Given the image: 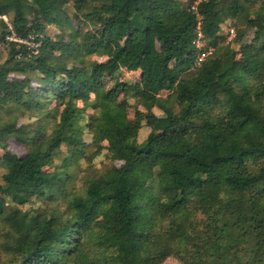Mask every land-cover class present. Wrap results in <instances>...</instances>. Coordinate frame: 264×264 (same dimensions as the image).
<instances>
[{"label": "trees", "instance_id": "1", "mask_svg": "<svg viewBox=\"0 0 264 264\" xmlns=\"http://www.w3.org/2000/svg\"><path fill=\"white\" fill-rule=\"evenodd\" d=\"M194 1L72 0L70 11V0H0V112L53 100L59 114L50 133L0 116V264H264V0L201 1L213 50L198 65ZM241 17L236 40L247 28L253 37L236 49L221 31ZM122 69L139 79L120 80ZM129 97L145 110L131 117ZM85 127L120 163L69 216L20 207L62 188L61 171L46 168L63 144L80 155ZM11 136L32 142L24 156Z\"/></svg>", "mask_w": 264, "mask_h": 264}, {"label": "rangeland", "instance_id": "2", "mask_svg": "<svg viewBox=\"0 0 264 264\" xmlns=\"http://www.w3.org/2000/svg\"><path fill=\"white\" fill-rule=\"evenodd\" d=\"M184 4H189L191 0H181ZM227 1V0H226ZM256 5L261 0H255ZM70 11H72V0H70ZM7 16V15H6ZM9 21V18L7 16ZM84 29H88L89 25H83ZM235 29V35L231 37L230 29ZM238 29H245V23L243 18H227L226 21L223 23L221 33L224 35V43L231 42L234 48L238 49L242 42H248L253 37V29H246V34L243 39L238 41L236 40V35L238 33ZM237 30V31H236ZM47 32L52 35L53 37H61L64 35L65 30L55 27L53 25H49L47 28ZM1 38V37H0ZM31 47H34V41H28ZM0 51L4 53V45L2 40L0 39ZM90 59H101V57L91 56ZM11 77H19L22 78L23 76L20 74H12ZM140 77V71H131L127 69H122L119 79L133 82ZM32 84L37 86L38 82L33 81ZM169 91H162L161 96L166 97ZM120 98H122V94H120ZM80 107L83 106L81 101L78 102ZM129 114L131 117L134 116L135 109L139 108L141 110H145V108L140 105L136 98L129 97ZM55 101L49 100L46 102L42 109H34V110H26L23 107L16 106L14 104L8 105L7 107L3 108L0 112V116L3 119L17 116L18 123H27L28 128H34L40 123L45 127L48 133L51 132L53 127L55 126L56 122L59 119L58 111L54 109ZM175 109L178 110V106L175 104ZM91 108L86 109V114L84 119L82 120V124H85L88 121L89 113H92ZM153 111L157 114H162V111L154 107ZM84 140L85 146L83 147L82 152L77 157H70L69 147L66 144H63L61 148L56 152L54 164L50 167H47V171H52L54 169H59L62 173V177H64V184L62 188L59 190H55L51 195L47 196H36L33 197L32 200L20 207L30 209V210H39L40 212L46 211H53L63 216H69L71 214V202L76 196L85 195L87 191V187L92 179L97 177L101 172H104L108 168H110L114 164H119L120 161L113 160L109 150L107 149V143L104 142H95L93 140L92 132L85 127L84 129ZM150 128L146 125H143L140 129L138 140L141 142L143 141L147 134L149 133ZM8 149L11 150L13 153L24 156L28 149L31 147L32 142L30 143H23L18 141L13 136L7 139ZM0 152L3 150L0 148ZM252 165V164H251ZM5 171V168L1 165L0 166V183L2 182V174ZM1 197V194H0ZM4 223L0 221V227ZM89 246L96 250L98 253L100 249L94 244L90 243ZM2 258V257H1ZM0 258V259H1ZM101 264H114L113 262H104L102 261ZM161 264H183L182 261L178 260L175 257L167 258Z\"/></svg>", "mask_w": 264, "mask_h": 264}, {"label": "built area", "instance_id": "3", "mask_svg": "<svg viewBox=\"0 0 264 264\" xmlns=\"http://www.w3.org/2000/svg\"><path fill=\"white\" fill-rule=\"evenodd\" d=\"M201 1H203V0H195L191 6L192 10L195 12L196 17H197L196 38L194 40V44L197 47V49H199L201 51L200 54L198 55L196 65L200 64L201 60H203V58L206 56V54L213 50V47L207 46V41H206L205 35L203 33V30H202L203 15L198 10V4ZM1 17H3L5 19V21L9 24L10 28H12V25L8 21L7 16L3 15ZM230 35H231V37L235 35V29L234 28L230 29ZM7 39L8 40L21 41V42H25V43L29 44L28 41L20 39L14 33L8 35ZM34 44H35L34 47H31L30 45L29 46L31 49H33L34 53H37L39 44L38 43H34ZM204 48H206L208 50L205 51Z\"/></svg>", "mask_w": 264, "mask_h": 264}]
</instances>
